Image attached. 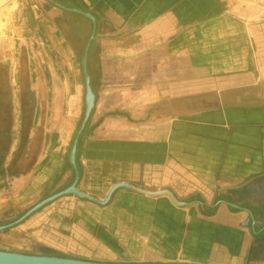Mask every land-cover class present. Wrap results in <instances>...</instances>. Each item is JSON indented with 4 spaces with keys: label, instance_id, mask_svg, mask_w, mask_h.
Wrapping results in <instances>:
<instances>
[{
    "label": "crops",
    "instance_id": "crops-1",
    "mask_svg": "<svg viewBox=\"0 0 264 264\" xmlns=\"http://www.w3.org/2000/svg\"><path fill=\"white\" fill-rule=\"evenodd\" d=\"M2 72L0 217L9 207L14 223L74 183L75 141L76 189L103 201L120 186L106 204L60 195L0 244L264 264V0L0 2Z\"/></svg>",
    "mask_w": 264,
    "mask_h": 264
},
{
    "label": "water",
    "instance_id": "water-1",
    "mask_svg": "<svg viewBox=\"0 0 264 264\" xmlns=\"http://www.w3.org/2000/svg\"><path fill=\"white\" fill-rule=\"evenodd\" d=\"M87 17H89L91 20H94V18L87 13H84ZM91 39L87 43V46L85 48L83 57L81 59V64L83 68L84 78H85V115H84V122H86L91 114L92 108L94 106L95 101V95L91 88L90 84V75L88 72V53H89V47H90ZM76 143L75 141L74 146L72 148L71 154H70V161L75 166L76 169V178L74 183L67 188L65 191L56 194L50 198H47L38 204H36L34 207H32L29 211H27L20 219H18L14 223H10L7 225H1L0 231L4 230L20 221L25 219L28 215H30L32 212L36 211L41 206L47 204L49 201L57 198L60 195L64 194H74L80 198L90 200L92 202L98 203V204H106L109 201L111 193L118 188L120 185H117L112 188L109 197L106 200H98L82 191H79L76 189V183L78 180V170L76 167V161H75V154H76ZM124 186V185H121ZM0 264H183V263H156V262H101V261H91V260H84V259H78V258H72V257H65V256H57V255H40V254H27L22 252H16V251H9V250H0Z\"/></svg>",
    "mask_w": 264,
    "mask_h": 264
},
{
    "label": "rangeland",
    "instance_id": "rangeland-1",
    "mask_svg": "<svg viewBox=\"0 0 264 264\" xmlns=\"http://www.w3.org/2000/svg\"><path fill=\"white\" fill-rule=\"evenodd\" d=\"M2 3V2H1ZM2 76V77H1ZM1 76H0V80L1 81H6L8 80V75H6L5 73H1ZM11 96L10 94V91L7 90V89H4L2 91V97L3 98H8ZM9 106V105H8ZM12 210L11 208H6L3 212V215H1L2 217H0L4 222L0 224L1 225H5V224H8V223H11L12 221H15V216L12 215ZM6 222V223H5ZM3 230L0 231V233L2 232ZM5 231V230H4ZM0 250H6V249H9V251H12L10 249H16L17 251H22V253H25V252H37L38 250L36 248H34L33 246H26V245H2L0 244ZM42 251V250H41ZM59 253V254H58ZM64 252H57V256H64L63 254ZM29 254V253H27ZM41 255V254H40ZM42 255H46V254H42ZM65 257H68V256H65ZM72 258H75V257H72Z\"/></svg>",
    "mask_w": 264,
    "mask_h": 264
},
{
    "label": "built area",
    "instance_id": "built-area-1",
    "mask_svg": "<svg viewBox=\"0 0 264 264\" xmlns=\"http://www.w3.org/2000/svg\"><path fill=\"white\" fill-rule=\"evenodd\" d=\"M9 1H11V0H0V2H2V3H7Z\"/></svg>",
    "mask_w": 264,
    "mask_h": 264
}]
</instances>
